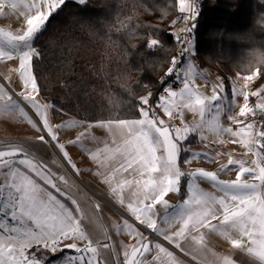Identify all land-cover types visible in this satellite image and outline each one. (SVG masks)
Instances as JSON below:
<instances>
[{
	"label": "snow or ice",
	"instance_id": "snow-or-ice-1",
	"mask_svg": "<svg viewBox=\"0 0 264 264\" xmlns=\"http://www.w3.org/2000/svg\"><path fill=\"white\" fill-rule=\"evenodd\" d=\"M21 2L22 0H6L13 11L18 9ZM79 3L85 4L86 0H79ZM64 5L65 0H29L24 4L28 10L26 29L19 33L0 29V61H19L17 71L24 86V91L20 95L40 117L42 130H46L52 142H58L59 136L49 120L48 109L51 106L37 101L40 89L33 72V59L40 53L33 47L32 42L45 28L49 17ZM178 5L180 13L188 14L185 19L193 22L192 27L187 28L186 32H193L199 11L189 0H178ZM173 36L178 43L185 44L180 55L192 49L189 37L181 38L175 34ZM160 44V40L151 39L148 47L151 49ZM178 63V58L172 59L168 75H175L181 85L179 89L166 87L164 89L166 94L160 95L152 104L149 98H143L141 104L148 107L140 108L141 118L109 120L107 124L99 125L107 127L118 136L119 141L114 139V147L105 146L101 151L92 153V159L102 164L104 162L102 156L109 159L116 156L124 158L122 169L124 171L131 169L138 178L124 180L114 191L122 193L124 186L135 185V203H128L127 211L139 225L163 237L185 255H190L182 247L185 240L191 239L202 248L207 247L205 233L201 231L204 229L208 232H219L230 241L233 248L246 250L258 264H264V151H261L264 150V125L245 119L238 121L236 124L238 127L234 129L231 126L224 127L222 121L217 118V127L220 131L231 134L235 138L234 142L239 141L244 148L256 155L255 171L244 162H230L228 165L238 166L240 169L235 182L223 181L219 173L203 169L192 173L191 176L182 171L179 164L181 152L184 150L181 148L183 141L181 137L184 136L185 139L187 137L180 129L168 126L155 109L158 107L169 118L173 113L182 116L183 109L193 112L199 110L202 115L208 111L209 103L222 108L219 104L222 96L217 94L210 99L193 92L186 82L188 72H181L177 67ZM189 68L193 66L189 65ZM248 80H253V77H248ZM220 91L223 92L224 89L221 88ZM232 91L234 96L239 94L236 88ZM261 91L253 92L251 95L243 93L245 104L238 113L240 117H254L257 109L264 113V103L260 102L264 100ZM250 97L259 99L254 107H249ZM11 110H18L36 127L35 122L28 117L19 103L3 85H0V112ZM77 123L71 122L58 127H73ZM79 126L84 127V124L79 123ZM86 135L88 134H82ZM39 140L45 141L44 135H41ZM80 142L78 139L74 143ZM57 146L64 157L68 158L65 145L59 143ZM158 152L163 154L158 155ZM228 165L222 167L220 172H224ZM0 170H3L0 171V176L3 177V181L0 182V264H44L43 258L37 255L41 248L53 254L68 249L69 252L62 257L64 264H96L98 250L85 234L81 218L75 215L80 211L77 201L74 199L71 201L73 205H77L73 210L50 190L54 189L61 196L66 195L58 186L54 174L41 160L29 156L23 146L10 145L5 150H0ZM249 175L254 177L255 183L246 182L245 177ZM185 176L190 178L187 186L189 195L174 215L163 217L167 227L160 226L157 206L159 205L165 213L173 207L166 197L170 193L180 192L181 180ZM201 178L212 182L227 199L215 197L212 193L202 190L197 184V180ZM120 203L124 205L122 196ZM217 209L222 212V218L216 214ZM9 220L13 223L10 224ZM215 220H219L220 223H213ZM124 223L128 234L139 239L136 244L124 246L123 264H183L167 247L161 243L153 244V241L132 223L127 220ZM193 232L200 235L193 236ZM233 232L237 235L233 236ZM65 241L69 242L64 243ZM77 241H84L87 246L78 247ZM34 248L36 252L31 251ZM153 248L155 252L152 259H145L146 254L153 252ZM192 258L197 259L195 255ZM51 264H56V261H52ZM214 264H234V261L227 256H221L217 257Z\"/></svg>",
	"mask_w": 264,
	"mask_h": 264
},
{
	"label": "trees",
	"instance_id": "trees-1",
	"mask_svg": "<svg viewBox=\"0 0 264 264\" xmlns=\"http://www.w3.org/2000/svg\"><path fill=\"white\" fill-rule=\"evenodd\" d=\"M199 10L201 67L257 72L254 88H264V0H202ZM179 14L178 0L65 1L34 39L33 72L56 120L140 118L141 98L155 103L170 79ZM151 39L161 44L150 49Z\"/></svg>",
	"mask_w": 264,
	"mask_h": 264
},
{
	"label": "crops",
	"instance_id": "crops-1",
	"mask_svg": "<svg viewBox=\"0 0 264 264\" xmlns=\"http://www.w3.org/2000/svg\"><path fill=\"white\" fill-rule=\"evenodd\" d=\"M209 69L210 68L199 69L196 66L195 68L188 67V87L192 89L193 92L199 95L203 94L202 96H207L210 99L214 98L217 93L221 95L222 99L224 100L223 118L226 120L228 126H230L229 122L237 123L242 118H244L238 115V113L241 111V108L245 104L243 93H248L249 95H251V93H253L254 91H258V89L254 88V82L257 79L253 81L252 85L249 87V83L251 84V82L250 80H248V77H252L254 73L247 76L238 74L234 75L231 73L226 76H223L221 74L218 76H213L211 75L212 73L209 71ZM204 70H207L206 73L209 76L211 75L210 77L220 79L219 83L211 82L209 84L210 88L208 90H206V86L202 77L204 75V73H202ZM231 76L233 77L231 78ZM221 88L224 89L223 92L220 91ZM233 88H236L237 93H239L237 96L233 95ZM212 92L214 93L213 96H211ZM258 102L259 99L257 97H250L248 102L249 107H254ZM260 102L264 103V100H261ZM208 106L210 109H212V111H216L219 108V106L212 103H209ZM187 117L188 119L194 118L195 112L188 110ZM230 117L232 118L231 120L229 119ZM161 118L165 119L166 124L168 123L167 121L169 120L163 112L161 113ZM171 118L176 126H182V124L180 123V115L177 118L175 116V113H173ZM114 139L117 140V142L119 141L118 136L113 135L104 144L107 143L106 146L114 147ZM83 143H85L83 145H86V143L88 144L87 141ZM80 149L83 150L84 148L80 147ZM91 154L87 159L85 158L81 162L75 161V163L76 166L79 167L80 173L84 177L82 178L83 183L89 186V190H91L96 195L95 197L91 196L88 193H84L81 190H78V188L67 185H58L62 189V191L66 193L65 196H61L59 193H56L54 189L50 190L53 191V193L57 195V197L62 202H64L66 206L73 210H75L77 205H73L71 201L73 199L77 201L80 211L76 212L75 215L81 218V226L84 229L85 234L93 242V246L97 247V264H108L112 259H114L113 256L118 252L120 253L121 257L117 256L118 259L116 261V264H123L124 246H130L137 243L139 238H134L128 234V230L124 223L125 220H127L129 223H132L134 227H137L139 231L143 232L144 235L148 237V239L153 241V244L161 243L164 247H167L170 251L174 252L178 259L183 262V264H214V262L217 260V257L221 256L229 257L234 261V264H258V261H256L254 257L250 256L246 252V250L233 248L230 241L225 239V237L222 236L219 232H208L204 229L201 230L205 233V243L207 246L206 248H202L191 239L183 241L182 247L190 253V255H185L183 251H181L180 249H176L174 245L169 244L168 241H165L163 239V237H160L156 233H152L151 230L145 229L143 225H139V222L135 221V218L127 211L126 208V205L128 203H135V185H132L131 187L127 185L124 186L122 193L114 191L118 188L122 181H124V179L134 180L137 179L138 176L131 169H129L128 171H124L122 169V165L125 161L121 156H116L112 159H109L106 156H102L101 159L104 162L101 164L94 161ZM162 154L163 153L158 152V155ZM236 156L239 157V161L244 162L248 167H252L255 171V162L257 157L254 153H251L247 150L246 153L240 152L236 154ZM226 158L227 160L221 161L222 158L218 155V153L213 152V154L210 156L212 170L214 172H216L217 170L220 172L222 167H225L226 164H229V158L225 157V159ZM213 160L215 162H213ZM179 164L182 171H184L185 173H187L188 169L191 168H194L193 173L198 171L197 166H185V164H183L182 152L180 155ZM228 166L231 169L233 168L234 170H236V176L238 177L240 171L239 167L234 165ZM226 170L220 173L222 175H225ZM53 172L54 171L51 169V173ZM187 174L191 176L192 173ZM187 178L189 177L185 176L182 178L179 193H170L166 197V199L169 200L170 204L173 205V207L168 209L167 213H165L159 205L157 206V210L160 213V217L158 219V224L160 226L166 228L167 225L164 223L163 217L165 215L169 217L174 215L179 210V207L183 203V201L187 199L189 195L187 187L188 185L184 183V180ZM245 178L246 182L248 183V181L254 177L249 175ZM200 187L204 191H212V193L214 194L213 196L220 198V196L216 195V193L214 192L221 191H218L213 184ZM121 196L123 197L124 205H121L120 203ZM103 204H105V208H107L106 210L104 209V213L102 211ZM216 214L222 218V212L219 209H217ZM213 223L219 224L220 221L215 220L213 221ZM199 235V233L193 232V236L198 237ZM232 235L236 236L237 234L233 232ZM81 242L82 243H80V245L83 244L84 247L87 246L86 242ZM105 245H108V247H104ZM154 252L155 249L153 248V252L146 254L145 259L151 260ZM213 253H215V255H213ZM193 255H195L197 259H193Z\"/></svg>",
	"mask_w": 264,
	"mask_h": 264
},
{
	"label": "rangeland",
	"instance_id": "rangeland-1",
	"mask_svg": "<svg viewBox=\"0 0 264 264\" xmlns=\"http://www.w3.org/2000/svg\"><path fill=\"white\" fill-rule=\"evenodd\" d=\"M71 1L80 4L79 0ZM87 1L88 0H86V2ZM28 2L29 0H22V2L18 6V9L13 11L10 5L6 3V0H0V29L11 31L13 33H19L25 30L28 10L24 7V4ZM179 15H181V13ZM180 23L181 20L178 17V20L175 21L172 26V32L176 36L179 33ZM32 43L34 47V40ZM198 63L199 65L196 67L202 69L199 58ZM18 66V60L0 61V85H3L4 88L9 92V94L13 96V99L19 103L20 107L23 108L24 111L28 114V117H30L31 120L35 122L36 127H34L32 123H29L28 118L21 115L18 110L0 112V150H5L10 145L23 146L29 156L41 160L50 172L51 169L54 171V178L56 179V182L59 186H73L75 188H78V190H81L84 193H88L91 196L95 197L96 195L91 190H89V186H86L83 183L82 178L84 177L80 173L79 167L76 166L75 161L81 162L83 159H87L91 153L98 152L107 145V143H104L111 136H113L114 133L107 127H100L99 125L107 124L108 121L87 122L74 116H68L63 121H57L53 113V106L49 102L44 100L39 93L37 96V101L41 104H48L51 106L48 109L49 120L59 136L58 142H52L50 137L47 136L46 130H42V121L40 120V117L35 113V110L32 109L30 105L26 104L23 101L22 96L20 95V93L24 91V86L23 81L20 79L19 73L17 71ZM193 67L195 68V66ZM206 71L207 70H204L202 72L204 73L202 77L206 86V90H208L210 88L209 84L211 82H220L219 78H212L210 76H218L220 74L222 75V73L216 67L209 69V71L212 73L210 76L206 73ZM232 77L233 76H231V78ZM252 77L253 80L250 81L251 84L249 83V87L252 85L253 81L258 79L259 75H257V72H255ZM259 90L261 91L262 88H259L258 91ZM211 94L210 95L213 96L214 93L212 92ZM261 96H264V91H261ZM145 97L149 98L150 94L143 96L141 100ZM219 104L222 105V108L219 107L216 111H212V109H210L208 106V111L203 113L202 115L199 110H196L195 117L191 119H188L187 117L188 109H183V115L180 116V123L182 124V126L180 127L174 124L172 118L167 117V119L169 120L167 121V125L180 129L181 132L184 133L187 137L186 139L184 138V136L181 137V139L183 140L181 142V148L184 149L182 150V160L185 166H197L198 170L203 169L208 172H214L211 168L210 160V156L213 154V152L218 153V155L222 158L221 161L227 160V158L225 159V157H228V163L241 162L238 160L239 157H237L236 154L240 152H247L248 149L244 148L238 141L234 142L235 138H233L231 134L225 133L218 129L217 118L222 121L224 127H229L226 120L223 118L224 100L222 99ZM142 107L146 108L148 106L142 105ZM71 122L78 123L73 127H58L59 125H67ZM79 123H83L84 127H80ZM83 133H87L88 135L82 136ZM41 135H44L45 141H47V143H45V141L39 140V137ZM78 139H80L81 142L79 144L74 143ZM85 141H87L88 144L86 143V145H83L85 144L83 143ZM59 143L65 145V151L68 152V158L64 157L63 153L58 148L57 145ZM80 147L84 149L81 150ZM216 173L220 174V179L223 181L235 182L238 179V177L236 176V170H234L233 168L231 169L229 166L225 172V175H222L218 170L216 171ZM60 177H63V179L61 180ZM2 181L3 177L0 176V182ZM184 181L188 185V183L190 182V178H187ZM255 182L256 181L254 178L248 181V183ZM197 184L199 186H204L210 185L212 184V182L201 178L197 180ZM209 193H212V191H210ZM214 193L220 196V198L227 199V197L222 192ZM212 195L214 194L212 193ZM102 206V211L104 213V209L106 210L107 208H105V204H103ZM9 223L11 224L13 222L9 220ZM68 242L69 241H65L64 243ZM76 243L78 247H84L83 244L80 245V243H82L81 241H77ZM245 243L247 242L245 241ZM61 247H63V245H61ZM31 251L36 252V249L34 248ZM37 255L43 258L44 264H51L52 261H56V264H64L62 257L65 254H62V252H56L53 254L50 251L41 248ZM50 256H54L55 258L51 259ZM117 256L121 257L119 252L113 256L114 259H112L108 264H116V261L118 259Z\"/></svg>",
	"mask_w": 264,
	"mask_h": 264
},
{
	"label": "built area",
	"instance_id": "built-area-1",
	"mask_svg": "<svg viewBox=\"0 0 264 264\" xmlns=\"http://www.w3.org/2000/svg\"><path fill=\"white\" fill-rule=\"evenodd\" d=\"M190 3L194 4V6L196 7V9L200 12V5L202 0H189ZM188 14H182L179 15V18L181 20V23L179 25V33L177 36H180L181 38L187 36L190 38V40L192 41V49H190L189 51L185 52L183 55H180L181 51H182V47L185 46V44H181L177 42V51L174 54L173 58H178L179 63L177 65L178 68H180L181 72L187 71L188 72V67L189 65H193V66H198V58L196 55V51H195V43H196V26L198 24L199 21V16L197 17L196 21L194 22V30L191 33H187L186 29L189 27H192L193 22L188 19H185V16H187ZM186 43V42H185ZM170 70H171V66H170ZM184 78L182 77V82H183ZM188 82V75H187V81ZM180 83L176 80L175 75L170 76V79L168 81V83L165 85V87L163 88V90L160 92V95H164L166 94L164 92V89L166 87H172L174 90H178L180 87ZM156 112L160 115L161 117V113L162 110H160L158 107L156 108ZM175 116L178 118L179 115L175 113ZM245 119H248V121L257 123L258 125H264V113H261L259 110H257V114L254 117H247V118H242L240 121H243ZM247 122V121H246ZM237 123H233V122H229V125L232 126L233 128H237L238 125H236ZM257 131H259V127H257L256 129ZM264 151V150H261ZM194 172V168L188 169L187 173H193Z\"/></svg>",
	"mask_w": 264,
	"mask_h": 264
},
{
	"label": "bare ground",
	"instance_id": "bare-ground-1",
	"mask_svg": "<svg viewBox=\"0 0 264 264\" xmlns=\"http://www.w3.org/2000/svg\"><path fill=\"white\" fill-rule=\"evenodd\" d=\"M85 184V183H84ZM87 186V184H85Z\"/></svg>",
	"mask_w": 264,
	"mask_h": 264
}]
</instances>
